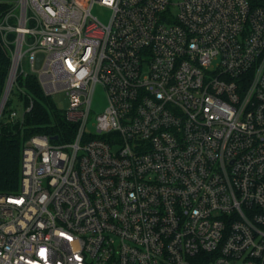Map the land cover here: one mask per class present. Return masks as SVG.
<instances>
[{
  "label": "built area",
  "instance_id": "obj_1",
  "mask_svg": "<svg viewBox=\"0 0 264 264\" xmlns=\"http://www.w3.org/2000/svg\"><path fill=\"white\" fill-rule=\"evenodd\" d=\"M8 3L11 88L35 73L76 129L24 144L0 264H264V0Z\"/></svg>",
  "mask_w": 264,
  "mask_h": 264
},
{
  "label": "trees",
  "instance_id": "obj_2",
  "mask_svg": "<svg viewBox=\"0 0 264 264\" xmlns=\"http://www.w3.org/2000/svg\"><path fill=\"white\" fill-rule=\"evenodd\" d=\"M9 0H0V12L9 7ZM11 56L0 41V103L6 88ZM15 94L23 108L33 102L32 108L22 116L10 117V96ZM22 108V109H23ZM21 109V110H22ZM18 110V109H17ZM76 124L67 120L64 109L51 95H47L35 73L19 75L0 115V192L18 191L21 176V158L24 144L34 135L57 136L58 141H71Z\"/></svg>",
  "mask_w": 264,
  "mask_h": 264
},
{
  "label": "rangeland",
  "instance_id": "obj_3",
  "mask_svg": "<svg viewBox=\"0 0 264 264\" xmlns=\"http://www.w3.org/2000/svg\"><path fill=\"white\" fill-rule=\"evenodd\" d=\"M92 12L94 15L100 17L103 21L108 19L109 12L105 8L96 5ZM53 99L56 101L57 105L61 108H65L68 103V98L66 94L62 91L57 92L52 95ZM10 105L12 108L18 109L19 111L23 108V102L15 94L10 96ZM108 106V97L106 90L102 84H98L95 88L93 99H92V116L88 120L87 132H94L96 117L105 112Z\"/></svg>",
  "mask_w": 264,
  "mask_h": 264
},
{
  "label": "water",
  "instance_id": "obj_4",
  "mask_svg": "<svg viewBox=\"0 0 264 264\" xmlns=\"http://www.w3.org/2000/svg\"><path fill=\"white\" fill-rule=\"evenodd\" d=\"M41 60H42V54L39 53L37 55V63H36L37 66H40ZM11 84H12V81H11V78L9 76L8 77V80H7L6 88H5V91H4V94H3V97H2L1 103H0V115L2 113V110L4 108L5 102H6L7 98H8L9 93H10ZM52 139H57V136L52 137Z\"/></svg>",
  "mask_w": 264,
  "mask_h": 264
}]
</instances>
